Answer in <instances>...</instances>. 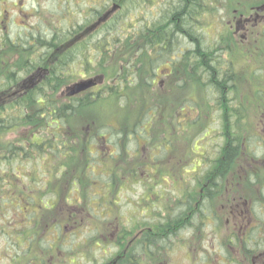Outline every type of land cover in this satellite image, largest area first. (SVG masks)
I'll return each instance as SVG.
<instances>
[{"label": "trees", "instance_id": "obj_1", "mask_svg": "<svg viewBox=\"0 0 264 264\" xmlns=\"http://www.w3.org/2000/svg\"><path fill=\"white\" fill-rule=\"evenodd\" d=\"M97 1L84 23L68 3L51 28L0 36V232L10 264H153L183 229L202 232L204 183L264 180V146L245 127L229 34L212 32L221 0ZM152 2L156 15L142 6ZM82 79L92 85L71 93ZM187 81L205 108L174 96ZM103 101L136 111L135 120L92 122ZM215 111L221 131L200 152L194 126L202 118L208 128ZM11 206L20 222H5ZM260 214L246 229L257 246Z\"/></svg>", "mask_w": 264, "mask_h": 264}, {"label": "flooded vegetation", "instance_id": "obj_2", "mask_svg": "<svg viewBox=\"0 0 264 264\" xmlns=\"http://www.w3.org/2000/svg\"><path fill=\"white\" fill-rule=\"evenodd\" d=\"M213 4L217 18L211 24L212 32L228 33L232 51L245 58L243 63L234 62L235 75L246 77L248 90L240 93L250 101L260 100L259 107L251 110L255 120L247 128L259 133L264 146V0H226ZM246 154L256 164L257 155ZM260 158L259 162L264 163V150ZM254 182L244 178L204 183L207 187L200 189L196 204L206 208L202 222L213 229L215 236L205 238L198 246L197 264H264V243L257 246L246 231L255 221L254 212L261 213L264 225V180L255 186ZM168 250L166 246L164 251ZM153 264H163L162 259L155 257Z\"/></svg>", "mask_w": 264, "mask_h": 264}, {"label": "rangeland", "instance_id": "obj_3", "mask_svg": "<svg viewBox=\"0 0 264 264\" xmlns=\"http://www.w3.org/2000/svg\"><path fill=\"white\" fill-rule=\"evenodd\" d=\"M63 2L65 3L63 4ZM68 3L69 2H66L65 0H0V8L2 11H5V8L8 10L6 16L0 19V36L7 31L12 37H17L19 35L25 37L26 35H29L30 31L33 29L36 30L42 26L51 28V25H54V21L59 23L58 20L60 18H67V12L65 11L68 10ZM158 3L159 2H156L155 4L152 2L150 4H143L142 6L149 11L148 14L156 15L159 12ZM69 7V9H71L73 12L71 18L75 19L79 23H84L88 17L85 10L99 9L101 8V4L98 3L97 0H70ZM237 60L238 62L240 61L239 58H237ZM244 85V91L248 90L246 83ZM199 94V90L192 89L189 91L188 95H191L192 97H198ZM174 95L177 94L175 93ZM251 106V110L254 109V106ZM122 109L123 108L118 107L112 102L109 103V101H103L92 107L91 113H93V116L91 121L94 122L95 117L98 124H102L104 122L124 123V126L132 124L136 118L135 114H137V112L135 111V113H132V110L122 111ZM248 118L250 123L254 122L255 120L252 112L249 113ZM14 137H16V135L13 134L7 136V138L10 139H13ZM47 179L48 178H46L45 181H47ZM11 208L13 210H17L14 206H11ZM19 209L16 212L12 211V213H10L12 215L11 218L5 219V222H20L23 216ZM210 234L211 238H213L212 236H215V233ZM205 238L207 237H204L203 239ZM6 241L8 242L7 236L1 234L0 232V264H7V259L4 258L5 252H7L5 249L7 246ZM197 241L199 242L201 239H198ZM190 245L195 251L197 248V243L191 242ZM189 251L190 248L187 244L175 246L172 249L173 256L171 255V264H195L194 261L190 263V256H187V252ZM164 257V263H167L169 257L166 254H164ZM79 260L82 262V264H87L82 257Z\"/></svg>", "mask_w": 264, "mask_h": 264}, {"label": "water", "instance_id": "obj_4", "mask_svg": "<svg viewBox=\"0 0 264 264\" xmlns=\"http://www.w3.org/2000/svg\"><path fill=\"white\" fill-rule=\"evenodd\" d=\"M91 85H92V81H90V80L78 82L73 87H71L72 88L71 93H73V94L79 93L81 91L86 90Z\"/></svg>", "mask_w": 264, "mask_h": 264}]
</instances>
